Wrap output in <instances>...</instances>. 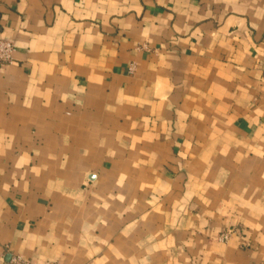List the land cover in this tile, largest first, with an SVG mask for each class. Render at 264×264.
Wrapping results in <instances>:
<instances>
[{
  "label": "crops",
  "instance_id": "1",
  "mask_svg": "<svg viewBox=\"0 0 264 264\" xmlns=\"http://www.w3.org/2000/svg\"><path fill=\"white\" fill-rule=\"evenodd\" d=\"M0 39V264H264V0H0Z\"/></svg>",
  "mask_w": 264,
  "mask_h": 264
},
{
  "label": "built area",
  "instance_id": "2",
  "mask_svg": "<svg viewBox=\"0 0 264 264\" xmlns=\"http://www.w3.org/2000/svg\"><path fill=\"white\" fill-rule=\"evenodd\" d=\"M15 51V46L12 42L8 40L0 39V66L8 65L13 61V53ZM130 71L133 70V66L129 69ZM229 237V233L225 232L219 235L218 240L226 241ZM8 264H33L29 260L24 259L20 255H14L10 258ZM44 264H54L51 262H46Z\"/></svg>",
  "mask_w": 264,
  "mask_h": 264
}]
</instances>
